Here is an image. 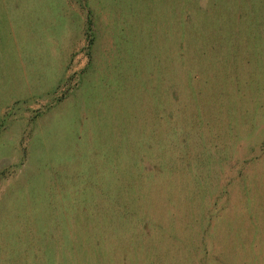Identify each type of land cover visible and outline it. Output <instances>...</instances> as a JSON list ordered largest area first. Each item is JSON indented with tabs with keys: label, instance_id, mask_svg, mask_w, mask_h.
Wrapping results in <instances>:
<instances>
[{
	"label": "rangeland",
	"instance_id": "rangeland-1",
	"mask_svg": "<svg viewBox=\"0 0 264 264\" xmlns=\"http://www.w3.org/2000/svg\"><path fill=\"white\" fill-rule=\"evenodd\" d=\"M0 264H264V0H0Z\"/></svg>",
	"mask_w": 264,
	"mask_h": 264
}]
</instances>
